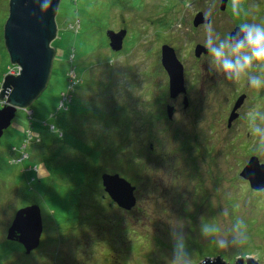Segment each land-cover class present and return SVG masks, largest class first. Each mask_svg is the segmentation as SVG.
<instances>
[{"label": "rangeland", "instance_id": "1", "mask_svg": "<svg viewBox=\"0 0 264 264\" xmlns=\"http://www.w3.org/2000/svg\"><path fill=\"white\" fill-rule=\"evenodd\" d=\"M8 2L0 0V83L17 73L3 38ZM220 4L60 1L47 87L32 112L18 110L0 137V264H171L177 229L192 264L216 255L231 264L246 256L264 264V188L254 190L240 176L252 156L264 164L251 131L253 121L264 126V88L250 87L247 77L227 79L209 53L196 57L207 34L205 25H192L198 12H211L218 46L236 26L264 24V0H241L239 16L232 0L225 11ZM77 19L75 34L68 23ZM121 29L123 47L114 52L106 33ZM163 44L184 68L186 93L173 99ZM72 67L76 79L68 86ZM251 72L261 74L258 67ZM62 92L71 95L66 111L58 108ZM103 173L135 187L131 210L111 201ZM30 204L40 208L43 231L39 246L26 253L6 234L15 212ZM238 221L245 226L242 245L232 243ZM220 240L228 246L218 247Z\"/></svg>", "mask_w": 264, "mask_h": 264}, {"label": "water", "instance_id": "2", "mask_svg": "<svg viewBox=\"0 0 264 264\" xmlns=\"http://www.w3.org/2000/svg\"><path fill=\"white\" fill-rule=\"evenodd\" d=\"M60 1L52 0L51 7L47 9L42 8L44 0H9L8 2V16L3 26V38L10 63L17 67V73L5 74L1 82L0 100L5 99V104L0 108V137L10 126L16 112L27 111L47 87L56 53L52 42L58 35L56 16ZM227 1L221 0V11L226 9ZM207 19L211 21L210 18ZM192 25L194 27L206 25V17L202 12L195 15ZM236 31H239V26H236L229 36ZM106 35L110 49L114 52L120 51L126 30H107ZM206 53L208 50L203 45L199 44L194 49L196 57ZM161 65L168 76L170 98L185 94L183 65L177 58L175 50L167 44L161 46ZM240 103L241 100L235 108ZM184 105H187L186 97H184ZM172 112L173 107H168V117H171ZM235 117L236 115H232L229 122ZM240 176L249 182L252 189L264 188V164L259 163L257 157L249 158ZM101 184L108 197L119 208L131 210L135 206V187L119 174H101ZM42 231L40 208L36 204H30L15 212L11 225L7 229L6 239L19 243L25 252L29 253L39 246ZM198 264L231 263L216 255L206 256ZM234 264L259 263L251 256H246L245 258L237 257Z\"/></svg>", "mask_w": 264, "mask_h": 264}, {"label": "clouds", "instance_id": "3", "mask_svg": "<svg viewBox=\"0 0 264 264\" xmlns=\"http://www.w3.org/2000/svg\"><path fill=\"white\" fill-rule=\"evenodd\" d=\"M51 3L52 0H44L42 8L51 7ZM232 13L236 16L240 15L241 0H232ZM205 16L206 48L213 62L224 73L225 77L233 82H238L247 77L250 87L264 88V24L243 23L240 25L239 31L226 37L217 46L212 40V23L207 19L211 16V12H206ZM254 67H258L261 74H253L251 69ZM30 111L32 112V110ZM251 131L258 139L261 150H264V126L253 121ZM37 170L38 175H41L38 167ZM244 229L243 221H238L235 224V231L239 235L233 236V244L242 245L245 243ZM207 232L208 230L205 228L204 233L207 234ZM171 236L173 240L171 264H192V258L186 245L185 233L177 229L171 233ZM215 243L221 249L228 246L223 240Z\"/></svg>", "mask_w": 264, "mask_h": 264}, {"label": "trees", "instance_id": "4", "mask_svg": "<svg viewBox=\"0 0 264 264\" xmlns=\"http://www.w3.org/2000/svg\"><path fill=\"white\" fill-rule=\"evenodd\" d=\"M226 10V9H225ZM224 10V11H225ZM79 28H80V21L77 19L75 22H70V23H68V30H71L72 32H74L75 34H77L78 33V31H79ZM71 52H73V49L71 50ZM69 56L70 57H68V62H70L71 64L73 63V59H74V55H73V53H70L69 54ZM11 64V63H10ZM70 71H71V73H67V77H68V79H69V84H68V86H72V83L74 82V80L76 79V78H72V75H76V73H75V70H74V67H72L71 69H70ZM72 74V75H71ZM70 78H71V80H70ZM77 81V80H76ZM80 82L79 81H77V82H75L74 84H73V86H76L77 84H79ZM1 84V83H0ZM66 96H67V94H65ZM62 99H63V92L61 93V95H60V100H59V103L62 101ZM69 101H71V97H70V99L69 100H65V101H63V104H62V106H60V104L58 105V108H60V109H63L64 111H66V110H68V103H70ZM29 110V109H28ZM29 115V114H28ZM32 114H30L29 116H31ZM31 135V134H30ZM33 169V166H31V167H29L28 169ZM31 169V170H32ZM9 241V240H8ZM12 242V241H11ZM17 244H19V243H17ZM20 245V244H19Z\"/></svg>", "mask_w": 264, "mask_h": 264}, {"label": "built area", "instance_id": "5", "mask_svg": "<svg viewBox=\"0 0 264 264\" xmlns=\"http://www.w3.org/2000/svg\"><path fill=\"white\" fill-rule=\"evenodd\" d=\"M72 75V74H71ZM70 99V96L69 95H65L64 93H63V99H62V101L60 102V106H62V104H63V101H65V100H69ZM63 107V106H62Z\"/></svg>", "mask_w": 264, "mask_h": 264}, {"label": "flooded vegetation", "instance_id": "6", "mask_svg": "<svg viewBox=\"0 0 264 264\" xmlns=\"http://www.w3.org/2000/svg\"><path fill=\"white\" fill-rule=\"evenodd\" d=\"M115 31H117V30H115ZM125 39V38H124ZM123 42H124V40H123Z\"/></svg>", "mask_w": 264, "mask_h": 264}]
</instances>
